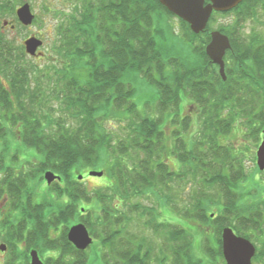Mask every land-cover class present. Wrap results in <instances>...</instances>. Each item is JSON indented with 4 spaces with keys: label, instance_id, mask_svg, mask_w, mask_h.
Segmentation results:
<instances>
[{
    "label": "trees",
    "instance_id": "trees-1",
    "mask_svg": "<svg viewBox=\"0 0 264 264\" xmlns=\"http://www.w3.org/2000/svg\"><path fill=\"white\" fill-rule=\"evenodd\" d=\"M34 1L0 0V166L6 157L1 148H11L6 139L15 126H21L23 145L40 157L34 172L22 169L20 176L7 165L4 176L0 174V185L10 194L8 208L32 212L29 219L18 218L14 224L0 220V232H7L11 249L0 264H24L15 250V237L31 238L33 247L44 239L59 252L45 264H87V251L78 250L68 239L67 225L72 221L85 223L100 242L103 264H212L208 256L214 252L216 262L226 264L221 227L217 245L206 231L198 252L190 228L169 221L166 211L190 225L211 226L224 220L228 226L232 219L235 224L229 225L247 238L251 236L239 225L260 227L254 207L238 204L242 194L237 192V182L248 171L223 139L240 122L250 126L249 135L258 139L264 129V33L250 37L243 33L246 19L264 9V0H243L231 11L213 12L200 34L180 19L185 27L180 42L187 51L178 56H172L171 48L167 50L159 40L163 17H176L159 0H65L70 5L62 10L61 21L58 10L54 11L60 22V43L53 47L56 55L44 65L28 63L35 57L3 33L13 24L16 29L23 26L16 10ZM8 16L15 23L8 19L5 26ZM218 16L231 18L218 28L232 45L225 56L226 80L205 52L210 23ZM38 20L36 15L34 24ZM143 88L151 90L154 104L145 102L140 110L136 97ZM188 100L200 114L195 136L189 130L191 120L182 117ZM115 118L125 124L122 137L109 128ZM168 124L174 126L172 148L165 134ZM170 154L183 168L170 169L166 161ZM236 162L240 169L235 168ZM78 168L104 171V185L88 191L75 177ZM47 170L61 177L53 189L61 208L49 200L23 206L24 185L28 187L32 178L41 181ZM182 191L190 197L184 208L175 196ZM133 197L150 204H132ZM81 199L93 200L95 206L82 211ZM124 204L129 206L127 213L122 211ZM59 224H64L61 234L53 236ZM133 224L137 232L131 230ZM258 234L262 236V230Z\"/></svg>",
    "mask_w": 264,
    "mask_h": 264
},
{
    "label": "rangeland",
    "instance_id": "rangeland-1",
    "mask_svg": "<svg viewBox=\"0 0 264 264\" xmlns=\"http://www.w3.org/2000/svg\"><path fill=\"white\" fill-rule=\"evenodd\" d=\"M32 7L33 12L38 16L39 20L37 21L36 24H30V26L26 27H17L14 28V24L10 27H7L6 29L3 30V33L6 37H10L11 39L14 40V43L17 45H23L26 51L25 47V41L32 37L36 36L40 39L43 40L42 46L38 49L44 54V57H35L34 60L28 61V63H32L33 61L36 62L39 65H44L48 62H50L51 59H53L55 52L53 51V47L55 44H59V39H58V24L60 23L59 21L62 20V17L60 15L63 14V11H66L67 7H69L70 2H67L65 0H37L34 1L32 4L29 3ZM33 5V6H32ZM46 6L49 7L50 11H46ZM58 10V17H60L59 21L58 19H55L54 11ZM52 11V12H51ZM257 15L255 18L249 17L246 19L245 25H244V35L247 37H250L251 35L254 34H262L264 33V9L258 8L257 9ZM12 20V17H7L6 20ZM230 22L231 18H225L222 16H218V19L212 20L210 23V29L212 30H219V26L222 23ZM5 22V21H4ZM13 23L15 21L12 20ZM16 25V24H15ZM161 26V29L163 34L159 38V40L163 43L164 47L168 50L171 48V55L172 56H178L180 52L182 51H187L186 48L183 47L182 43L180 42L182 37L184 36L185 32V27L181 23V20L177 17H172V16H164L162 22L159 24ZM155 27H158L156 24ZM41 33V35L39 34ZM179 35L180 37L176 36ZM40 36V37H39ZM200 42V41H199ZM27 53V52H26ZM28 54V53H27ZM57 64V63H56ZM43 83H46V79L43 80ZM45 85V84H44ZM42 85V86H44ZM141 85V84H139ZM136 100L138 101V107L140 110H143V106L145 102H149L151 105L154 104L153 100V93L151 90L144 91V88L142 90V93L138 97H136ZM56 104V102H55ZM199 109L197 106L193 104L192 101L189 102L185 101L183 105V111H182V117L190 119L191 127H190V132L192 135L197 134V130L199 127ZM115 118L113 120V123L109 124V128L111 129L112 132L119 135L120 137L124 136L125 133L123 131V128H125V124L123 121L116 120ZM21 127V126H20ZM20 127L15 126L12 127V131L9 132L7 141L10 143L11 148L8 149L9 147H2L1 150L5 151L6 157L5 160L3 161L4 165L2 167L0 166V174L3 177L4 173L3 170L4 168L7 167V165L13 166L17 172L18 175H23L22 172L25 171L26 173L31 171H35V165L38 166V162L40 161V157L37 156L36 152L32 148H28L27 146H24L22 143V138H21V132H20ZM250 127V126H249ZM245 126L244 123H239L236 124V126L231 130V132L228 134V136L224 137L223 143L225 145L231 146L234 151L243 159L242 162V169L248 171L246 174V177L244 179H238L237 182V192L242 194V199L239 201L238 204H243L242 207L249 206L250 204L254 207L256 211V216L257 219L260 220V227L258 229H252L250 226H244V225H239L241 229H243L245 234L250 235L251 237L249 238L253 243L257 244V255L259 256L258 259L255 261L253 264H264V171L259 172L258 166H257V149L262 142L264 138V129L258 133L259 134V139L258 136L254 135H249L250 128ZM174 126L171 124H168L165 128V134L169 138V143L168 146L169 148L173 147V139H171L172 132H173ZM249 130V131H248ZM257 134V135H258ZM258 140H257V139ZM169 159L166 160L167 163L169 164L170 169H175V170H180L183 168V165L180 164L177 161V157H174L173 155L170 154L168 157ZM179 163V164H178ZM236 169H240L241 167L235 163ZM180 165V168H179ZM3 168V169H2ZM23 171L21 172V170ZM243 170V171H244ZM37 171V168H36ZM24 172V173H25ZM39 173H42L40 171H37ZM45 171L43 172V178L42 180L39 181L35 178L28 181L29 185H24V191L23 193L20 192V202L23 206H26L27 208L30 203H34L35 201H51V204L59 209L61 208V204L58 203V200L60 196L55 194L56 196L53 195L54 187H55V182H53L51 185H48L45 181ZM75 177L78 180L79 174H84V179L82 182L84 183V187L88 191H92L96 189L99 186L104 185V180L105 178L103 177H92L88 174V172H84L82 168H78L75 170ZM26 175V174H25ZM81 180V179H79ZM4 184L0 185V200L1 201H7L11 202L9 199V191L6 186H3ZM175 195V193H174ZM176 201L179 203L180 208H184L187 206L190 202V197L188 196L187 198L184 197V192H180L179 196L176 194ZM244 197V198H243ZM31 201H29V200ZM247 200V201H244ZM93 201V200H92ZM92 201H84L81 199V202L78 203V208L82 210V208L85 209V207H93L95 206V203ZM243 201V202H242ZM242 202V203H241ZM134 203H143V204H150L149 200H146L144 198H139V197H133V202ZM231 203V202H230ZM228 205H231V204ZM233 205V204H232ZM129 206L124 204L122 206V211H125L127 213ZM175 209V208H174ZM18 211L16 210H7L3 209L2 207V212H1V222L2 221H7V224H14L17 222L18 218L26 217L28 218L31 215V210L29 213L24 211V208L21 210L20 213H18V216L15 215ZM31 212V213H30ZM167 212V219L171 222H179V224L190 228L191 232L196 238V250L199 252L200 248L202 247V244L204 243L203 236L204 233L207 231L209 237L213 240V244L217 245V237H218V229L221 227L222 229L225 227L226 221L220 220L213 222L210 225L207 223H201V222H190L191 225L186 222L185 219L180 218L179 216L175 215L174 212L171 211H166ZM253 215V218L256 216ZM165 219V216L163 217ZM9 219H13L11 222ZM29 219V218H28ZM0 222V224H1ZM228 226H231L234 223V220L229 219L228 221ZM73 221L70 222L67 227H71L74 225ZM231 224V225H229ZM237 224V223H236ZM239 224V223H238ZM64 224H59L58 225V231L52 230V235H59L61 234V231L63 229ZM86 225V224H85ZM258 226V225H257ZM233 227V226H232ZM131 230H135L136 232L138 231L135 228V225L131 227ZM262 230L263 234L262 236H259V231ZM147 235H149L146 232ZM7 232L4 233L3 231L0 232V246H5V250L2 251L0 250V263H4V261L7 260V258L10 255V247H7L6 241H8L10 238L7 236ZM34 236V234H33ZM151 236V235H149ZM14 238V236H13ZM15 242L16 246V251L18 254L22 257L21 262L27 263V259H23V257L26 254V258H28L29 264L31 263V255L30 252L33 249H37L39 252V255L44 259V262L49 256H56L59 254L58 251L52 250L50 247V244H45L44 239H40L39 241L37 240V245H34V243L31 242V238H25L23 241L16 239V237L13 239ZM35 242V240H34ZM10 245V243H9ZM32 246V247H30ZM87 251L88 255V262L87 264H103L101 259L99 258V254L101 251V244L100 242L95 239L94 237V242L91 246H89ZM217 252H214L208 256V263L211 262L212 264H219L216 262L215 258L213 255H216ZM213 256V258H212Z\"/></svg>",
    "mask_w": 264,
    "mask_h": 264
},
{
    "label": "water",
    "instance_id": "water-1",
    "mask_svg": "<svg viewBox=\"0 0 264 264\" xmlns=\"http://www.w3.org/2000/svg\"><path fill=\"white\" fill-rule=\"evenodd\" d=\"M242 1L210 0L206 2V0H159L169 12L189 23L191 30L196 34L206 29L208 21L214 11H229L238 6ZM16 14L19 21L26 26L32 24L35 19V14L29 3H24L19 6ZM4 24L7 25L8 22L5 21ZM210 35L211 41L206 46V54L219 66V72L222 78L226 80L224 58L227 51L232 48L231 41L227 35L218 30L212 31ZM42 44L43 41L40 38L32 36L25 41L26 51L31 56L43 55L42 52H38ZM257 165L261 171L264 170V138L257 150ZM103 174L104 172L97 170H91L89 172L91 176L101 177ZM45 178L49 184L55 179H61L52 171L46 172ZM78 178L82 179L83 175L80 174ZM68 239L79 250H86L93 243V237L84 223L72 225L68 232ZM222 247L226 264H252V259L256 254L255 245L247 238L238 236L231 227L223 228ZM5 248V246H0L1 250H5ZM31 258V264H44L40 259L38 251L35 249L31 251Z\"/></svg>",
    "mask_w": 264,
    "mask_h": 264
},
{
    "label": "flooded vegetation",
    "instance_id": "flooded-vegetation-1",
    "mask_svg": "<svg viewBox=\"0 0 264 264\" xmlns=\"http://www.w3.org/2000/svg\"><path fill=\"white\" fill-rule=\"evenodd\" d=\"M10 199V198H9ZM7 200V199H6ZM5 200V201H6ZM5 201H1L0 200V220H1V212H2V207H3V209H7V210H10V207L8 208V202L9 201H7L6 203H4ZM15 203H17V202H15ZM17 211V210H16ZM16 214V213H15ZM17 214H18V212H17ZM236 232V234H238L237 233V231H235ZM21 241H23V240H21ZM6 242H8V241H6ZM7 247H10V245H9V242L7 243ZM258 255H257V252H256V254H255V256L253 257V259H252V264L253 263H255V261L258 259ZM42 258V257H41ZM42 260H44V259H42ZM22 263H24V264H26L25 262H22Z\"/></svg>",
    "mask_w": 264,
    "mask_h": 264
}]
</instances>
